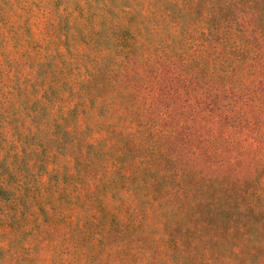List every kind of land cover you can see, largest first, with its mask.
Returning a JSON list of instances; mask_svg holds the SVG:
<instances>
[{"label": "rangeland", "instance_id": "1", "mask_svg": "<svg viewBox=\"0 0 264 264\" xmlns=\"http://www.w3.org/2000/svg\"><path fill=\"white\" fill-rule=\"evenodd\" d=\"M0 264H264V0H0Z\"/></svg>", "mask_w": 264, "mask_h": 264}]
</instances>
